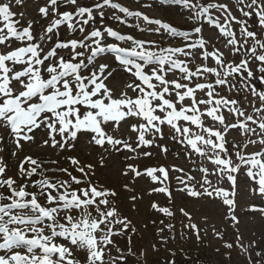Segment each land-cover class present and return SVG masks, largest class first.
I'll return each mask as SVG.
<instances>
[{"label": "snow or ice", "instance_id": "obj_1", "mask_svg": "<svg viewBox=\"0 0 264 264\" xmlns=\"http://www.w3.org/2000/svg\"><path fill=\"white\" fill-rule=\"evenodd\" d=\"M134 3L0 0V264H264V0Z\"/></svg>", "mask_w": 264, "mask_h": 264}, {"label": "rangeland", "instance_id": "obj_2", "mask_svg": "<svg viewBox=\"0 0 264 264\" xmlns=\"http://www.w3.org/2000/svg\"><path fill=\"white\" fill-rule=\"evenodd\" d=\"M125 4H128L130 7H137V5L134 3V0H123ZM143 2V0H142ZM143 11H146L148 15L162 18L165 20H175L176 22H179V16L177 15V10L175 8H164L156 5L154 3L153 9H142ZM125 31H129V29H124ZM155 39L156 37H148ZM256 204H261L260 199L257 197L252 201ZM147 201H145V204ZM189 207H195L196 209H199V204L195 205H189ZM211 208V219L213 222L217 224L218 227H221L224 223L223 221V214L225 212V209L219 205L210 206ZM145 215L147 213L145 212ZM197 217L199 216V213H196ZM240 218H241V234L245 237L246 241L256 240L260 246L264 247V217H261L258 213L256 214H249L245 213L242 209L239 212ZM135 219H140L138 213L134 214ZM235 238V234L231 229L228 230L226 239L231 241ZM154 237L151 232H148L144 235L143 240L137 238L136 243L138 245L145 244L149 246V264H160V261L163 259L164 254L163 253H151V243L153 242ZM210 247H197L194 244L187 243L182 244L181 246L185 249L186 252H188L190 255L193 256L194 260L198 257L199 260L202 262V264H226L223 253L225 252V249L221 246V242L216 241L212 239L211 235L208 237ZM220 247L221 251L220 253L215 252V248ZM235 255V254H234ZM177 264H184V261L182 257L178 254L177 256ZM235 264H241L240 258L236 256L235 258Z\"/></svg>", "mask_w": 264, "mask_h": 264}]
</instances>
